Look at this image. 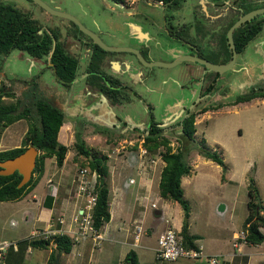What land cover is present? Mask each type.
Returning <instances> with one entry per match:
<instances>
[{"label": "flooded vegetation", "instance_id": "af4514ba", "mask_svg": "<svg viewBox=\"0 0 264 264\" xmlns=\"http://www.w3.org/2000/svg\"><path fill=\"white\" fill-rule=\"evenodd\" d=\"M29 1L41 16L0 0L19 14L10 25L11 33L36 50L13 48L1 54L6 59L17 50L16 58L24 55L27 60L26 71L4 86L11 94L12 89L22 96L35 94L57 109L62 120L58 132L69 130L89 159L92 155L106 160L109 155L91 153L82 134L91 135L96 151L124 148L144 155L151 154L146 145L156 143L152 149L161 159L160 152L177 151L195 141L194 134L183 136L185 120L194 125L198 114H213L236 98L264 101V14L253 15L231 31L233 48L226 37L233 22L264 7L259 5L263 0H190L193 4L186 7L182 1L171 5L157 0H99L101 22L94 30L59 10V1L51 5L37 0L46 8ZM147 9L157 10L147 15ZM208 9L212 14L204 16ZM153 12L158 21L150 18ZM231 50L235 51L231 70L219 73L201 63L225 65ZM246 77L249 81L241 83Z\"/></svg>", "mask_w": 264, "mask_h": 264}, {"label": "rangeland", "instance_id": "374dc122", "mask_svg": "<svg viewBox=\"0 0 264 264\" xmlns=\"http://www.w3.org/2000/svg\"><path fill=\"white\" fill-rule=\"evenodd\" d=\"M42 1L51 5L59 1V10L72 14L87 29L94 30L95 23L101 22L100 15H98L100 11L99 0ZM205 1L207 3L212 2L211 0ZM1 2L15 8L27 10L34 16H41L35 4L29 0H1ZM181 3L184 5L183 7H186L190 3V0H185ZM191 3L193 4V1ZM262 4L264 5V0L262 3H259V5ZM156 10L151 9V13H149L147 9L146 14L150 15L152 11ZM156 13L153 12V17L150 18L158 21ZM203 13L204 16L212 14L210 9ZM263 14L261 13L256 16L259 17ZM50 19H55V17L51 16ZM140 20L142 22V19ZM223 22L217 23L224 25L225 23ZM143 23L148 25L150 21ZM262 52L264 54V51ZM17 55H20L17 50H12L6 59H3V56L0 54V84L10 85L14 79H17V75L19 76L20 72L26 71L27 60L23 58L25 56L21 55L23 57L16 58ZM238 59L239 55L236 56V61ZM259 62L261 60L258 61V64ZM261 64L264 65L263 60ZM49 74L48 76L51 77ZM46 76L44 74L43 78H46ZM246 79L249 81V77H246L241 83H245ZM255 80H260V78H255ZM30 95L33 97L37 96L35 94ZM28 97L27 95L22 96L12 89V95L10 97H3L2 100L8 103L19 99L21 108L26 102L30 101L32 103L35 101L34 98ZM16 109L17 111L19 110L18 107ZM27 124L28 119L25 118L0 128V151L22 146ZM194 128L195 141H192V145L187 147L184 156V160L191 170L180 179V187L183 192V198L188 206L189 222H191L189 232L198 235L199 239L197 240L203 246V253L231 252L234 250L237 252L239 249L243 251L244 244L242 242H239L237 249L232 247V242H234L232 233H239L237 223L242 225L240 221L246 210L244 206L246 185L253 183L259 194V200H261L260 207L261 205L264 206V101L231 102L213 114H198L195 119ZM72 137L71 132L65 127L58 132L57 141L66 147L60 167L55 165L53 157L43 160L44 168L38 179L39 187L42 186L45 179V183L43 184L44 193L49 192V188L47 187L49 184L56 188L55 192L53 191L55 196L53 197L54 206L51 207L48 213L49 218L44 227L41 223H38L37 226H32L30 223L20 222L19 219L23 213L22 210L26 209L25 207L30 208L31 206H35L38 196L36 186L32 194L26 193L15 201H0V241L15 242V246L18 248L17 253H13L10 246L7 248L3 261L4 264H23L21 262L23 258L26 260V263H29L30 260L29 264H50V256L55 253L51 240H49V244H46L43 249L32 248L28 254L25 253V245L30 241L28 235L30 232H35L34 229L45 228L55 221L56 216H63L65 218V225L68 226L69 216L74 213L76 204L75 200L73 201L75 198L73 196L78 184L75 180L77 168L80 163H82L81 166H86L87 164L83 156L76 155L75 141ZM80 137L86 142L84 144L82 140L84 146L90 148L91 153L109 155L105 160L107 169L111 165L114 166L110 177L107 176L110 193L108 197L111 201L109 210L112 212L110 226L112 227L118 221H121L125 228L128 230L132 229V243L135 245L138 243L140 247H143L142 249L135 247L137 256L139 257V264H207L206 262H200V260L191 261V259L186 258H179L170 262L154 260V254L150 248H156L158 235L169 226V223L164 221L166 219L164 216L156 218L154 214V211L164 202L160 198L158 201H153V198L158 194L157 181L160 168L162 167V164L159 163L161 159L158 154L154 152L143 155L139 150L132 151L124 148L118 151H96L97 148H94L96 142L91 139L90 134H82ZM25 146L27 147L28 145ZM199 147L216 152L222 159L225 167L218 168V165L213 161L202 157L198 153ZM171 152L175 151L171 150ZM131 155L134 156L131 157ZM150 159L153 161L150 162ZM201 161L208 163L202 165L199 163ZM129 164H134L135 166H129ZM36 175V173L32 174L34 177ZM226 177L234 181V185L233 183H228V178ZM137 185L141 186V190L145 194L137 195ZM117 201L122 206V209H119L118 216L115 213L117 210L115 206L118 205ZM219 204L225 205L222 212H218L217 210ZM176 206L178 205L176 204ZM258 206L259 204H257L256 208ZM171 214V211L170 214L167 212L166 217L169 218ZM135 217L136 221L132 226L130 221ZM10 220H13L15 224L11 225ZM140 225H142L141 228H139ZM147 232L149 233L146 234ZM262 232L264 234V228H262ZM115 236L118 237L116 232ZM106 237L105 235L104 238ZM127 239H130V235L127 236ZM98 243L101 252H98L94 248L95 251L91 252L93 255L88 258L87 264H116L117 255L115 253L113 257V252L117 251L120 244L107 240H99ZM106 247H108L107 250H105ZM252 250H262L264 252V244L262 247H255ZM105 251L109 252L111 257H105ZM58 254L60 256L61 253ZM72 261L74 260L72 259ZM258 261L257 264H264L263 253L258 257ZM57 264L71 263L65 262L64 255H62L60 258L58 257Z\"/></svg>", "mask_w": 264, "mask_h": 264}, {"label": "trees", "instance_id": "16d2710c", "mask_svg": "<svg viewBox=\"0 0 264 264\" xmlns=\"http://www.w3.org/2000/svg\"><path fill=\"white\" fill-rule=\"evenodd\" d=\"M165 4H177L183 0H157ZM18 13L16 10H11L9 5H2L0 3V54H7L10 49L18 48L23 49L27 53H36V50H31L33 45L18 41L14 34L11 33L10 25L13 26L18 20ZM239 30L235 31L236 38L239 34ZM239 45V42L236 43ZM238 51V50H236ZM12 94L8 87L0 84V128H3L17 120L28 119L27 129L25 131L24 140L22 146L1 150L0 161L12 158L26 149L25 145L33 146L39 150L40 154L35 159V165L32 170V174L36 173V177H29L28 181L21 186H18L20 175L15 171L9 175H0V201H15L21 196L29 193L30 190L36 185L40 175L43 172V160L45 158H54V163L57 167L62 165V160L66 152V147L57 141V133L59 126L62 122L61 115L53 106L47 104L39 98H34L35 101H30L23 104L20 108V100L16 99L14 102L5 103L2 97H10ZM29 97V98H30ZM30 100V99H29ZM235 103L243 101L245 99L236 98ZM16 107L19 108L17 111ZM195 131L194 125L191 119L184 121L183 136L185 138H191V135ZM78 141V139H77ZM150 142V141H149ZM146 145V143H145ZM158 144L154 143L146 145L149 152L154 153ZM75 148L77 153L85 155V160L88 168L94 171L96 174V182L94 184L93 192L95 193V202L93 205L91 219L92 225L96 230L109 220L108 211V186H107V166L105 164V157L95 158L91 155L90 159L87 158L88 154L84 151L81 142H76ZM187 147L178 149L175 152H171L168 149L160 152L161 160L164 165L160 168L157 189L158 194L162 198L171 199L177 202L183 211V222L179 235L182 238V243L185 247L194 248L191 237L186 232V218L188 216V207L186 201L181 197L182 190L179 187L180 177L188 174L189 165L185 162L184 156ZM202 157L215 162L217 165L224 167L221 158L214 151H209L206 148L199 147L198 152ZM82 164V163H81ZM80 165V164H79ZM257 189L253 183L246 186L247 202L246 209L247 214L242 222V230L245 233V241L251 244H259L264 235L260 231V227L264 228V208L257 207L259 204V197ZM51 201H54L50 195H46L44 198V206L50 208ZM262 211V212H261ZM260 212V213H259ZM49 240L53 242V249L55 253L50 256V264H53L55 255L58 253L66 254L70 251L71 240L67 235L58 234L54 235L51 239H31L27 244L33 248L43 249L46 244H49ZM124 264H138L135 254L129 250L124 258Z\"/></svg>", "mask_w": 264, "mask_h": 264}, {"label": "crops", "instance_id": "0c3cea01", "mask_svg": "<svg viewBox=\"0 0 264 264\" xmlns=\"http://www.w3.org/2000/svg\"><path fill=\"white\" fill-rule=\"evenodd\" d=\"M250 3V2H249ZM238 80V79H237ZM233 83V82H232ZM255 101V100H254ZM195 132V131H194ZM222 160V159H221ZM160 164H162L163 165V162L160 160V162H159ZM196 163V162H195ZM200 164H202V165H205L206 163H208V162H206V161H201V162H199ZM210 163V162H209ZM215 163V162H214ZM216 164V163H215ZM127 165H128V163H127ZM130 165H133V166H135L134 164H129V166ZM209 165V164H208ZM211 165V164H210ZM217 165V164H216ZM215 165V166H216ZM78 166H81V163H80V165H78ZM194 166H195V164H194ZM215 166H213V167H215ZM223 166L225 167V165H224V163H223ZM190 167V166H189ZM219 167H221V166H219L218 165V168ZM111 168V169H110ZM110 168L109 169H107V173H108V175L107 176H109L110 177V175H111V171H113V169H114V166H110ZM215 169H217L216 167H215ZM189 170H191V168H189ZM183 176H186V175H183ZM159 177V176H158ZM182 177V176H181ZM181 177H180V179H181ZM226 178H228V177H226ZM107 179V178H106ZM129 179V178H128ZM228 180V183H233V185H234V181H231L229 178L227 179ZM139 182V181H138ZM45 183V179H44V181H43V184ZM157 183H158V181H157ZM43 184H42V186L41 187H39V183H38V181H37V183H36V191H37V194H38V196H37V200H36V204H35V206H31L30 208L29 207H25L26 209H24V210H22V215H21V217L19 218L20 219V222H25L26 224H28V223H30V225L32 224V226H37V224L38 223H41V225L44 227L45 225H46V223H47V221H48V218H49V212H50V210H51V207L52 206H54V201H52V203H51V206H50V208H47V207H45L44 206V204H43V202H44V198H45V196H46V194L47 195H49V193L48 192H45L44 193V189H43ZM109 185V182H108V180H107V186ZM34 186V187H35ZM247 186V185H246ZM34 187L30 190V192L29 193H31L32 194V191L34 190ZM179 187H180V183H179ZM181 188V187H180ZM137 190H138V192H137V195L138 194H140V195H143V194H145V192H142V190H141V186H138L137 185ZM182 190V189H181ZM28 193V194H29ZM183 193V192H182ZM245 193H246V191H245ZM108 194H110L109 193V190H108ZM258 194V193H257ZM259 195V194H258ZM40 196H41V198H40ZM231 196V195H230ZM229 196V197H230ZM181 197H182V199L184 200V198H183V194H181ZM164 200V202L160 205V207L158 208V209H156L155 211H154V214H155V216H156V218H158V217H160V216H164L166 219H164V221L165 222H168L169 223V226L168 227H171L172 229H174L175 231H180V229H181V225H182V222H183V220H182V216H183V211H182V209H181V207L179 206V204L177 203V202H175V201H173V200H171V199H167V198H162L161 196H159V194H157V196L156 197H154L153 198V201L155 200ZM247 194H246V197H245V199H244V206H245V209H246V202H247ZM170 200V201H169ZM185 201V200H184ZM110 200H109V197H108V211H109V220L106 222V223H104L100 228H99V230H98V232L101 234V236H102V238L100 239V241L101 240H107V241H112V242H115V243H119L120 245L118 246V248H117V251H115V252H113V257H114V254L115 255H117V263L116 264H122L123 262V258H124V256H125V254L129 251V250H131V251H133L134 252V254H135V257H136V260H137V263L139 264V261H138V259H139V257L137 256V253H136V250H135V247H138V248H140V249H142L143 247H140L139 246V244L137 243L136 245L134 244V243H132V240H133V231H132V229H127V228H125L124 226H123V224H122V222L121 221H118L116 224H114L112 227L110 226V221H111V219H112V212L109 210V205H110ZM117 203H118V205L117 206H115L116 207V216H118L119 215V209L121 208L122 209V206H121V204H120V202H118L117 201ZM176 204L178 205V206H176ZM260 204H261V200H259V206H260ZM220 206H222L221 207V209L219 210V209H217L218 210V212H222L223 210H224V208H225V205H223V204H219V207ZM258 206V207H259ZM188 207V206H187ZM261 207H263L264 208V206L263 205H261ZM171 208V209H170ZM260 208V207H259ZM126 209V208H125ZM170 211L172 212V214L170 215V217L169 218H167L166 217V213L168 212V214H170ZM143 212V211H142ZM262 212V211H261ZM188 214H189V211H188ZM246 214H247V209L245 210V213H244V215L242 216V219H241V221L240 222H243V219L245 218V216H246ZM22 218V219H21ZM189 215L187 216V218H186V232H187V235L189 236V237H191V239H192V243H193V245L194 246H199L200 248H201V252L203 253V251H202V249H203V246L201 245V243H199L198 242V240L197 239H199L198 238V235H196V234H192V233H190L189 231H190V225H191V222H189ZM135 221H136V217L135 218H133V219H131V221H130V224H132V226H133V224L135 223ZM139 222H141V220H139ZM238 222V221H237ZM10 224L11 225H14L15 224V222L13 221V220H10ZM23 224V223H22ZM242 224V223H241ZM237 226H238V230H240L242 227V225H239V223H237L236 224ZM141 226L142 225H140V227L139 228H141ZM260 229V231H261V233L263 234V232H262V228L260 227L259 228ZM118 234V237H116L115 236V232ZM132 232V233H131ZM141 232V231H140ZM149 232H147L146 234H148ZM107 236L106 238H104V236ZM130 235V239L128 240L127 239V236H129ZM139 235H140V233H139ZM264 235V234H263ZM140 237V236H139ZM26 238V237H25ZM25 238H22V239H25ZM21 239V240H22ZM139 239V238H138ZM21 240H19V241H21ZM2 241H4V240H2ZM18 242V241H17ZM13 243H15V242H13ZM243 244H244V249H243V251H240V249H239V251H237V252H235V250L234 251H231V252H219V253H213V252H211V253H208V252H205V253H203L204 254V256H210V255H223V256H226V258H229L230 257V255H232V262L233 263H235V264H257L259 261H258V257L263 253L264 254V252L261 250V251H258V250H252V249H255V247H262V245L264 244V239L259 243V244H251V243H248L247 241H245V242H242ZM72 247H71V251H69L68 253H66V254H63V253H61L60 254V256H62V255H64V261L65 262H70L71 264H87V260H88V258H90V257H92V255L93 254H91V252H93V251H95V249L98 251V252H101L100 251V247H99V243L97 244V245H95V246H93L92 245V243L90 242V241H88V240H85V241H80V242H78V243H76V244H72L71 245ZM156 246V245H155ZM239 246V245H238ZM33 247L32 246H30L29 244H26L25 245V253L26 254H28V252L29 251H31V249H32ZM95 248V249H94ZM11 249H12V252L13 253H17L18 252V248L15 246V249L14 248H12L11 247ZM108 249V247H106V249L105 250H107ZM151 249V251H153V254H154V250H155V247H151L150 248ZM235 249H237V248H235ZM70 252H71V254H70ZM106 252V251H105ZM142 253V252H141ZM8 254V253H7ZM87 254V255H86ZM60 256H59V258H60ZM85 256H86V260H85ZM107 256H110L111 257V255H110V253L109 252H106L105 253V257H107ZM72 259L74 260V261H72ZM154 260L156 261V259H155V257H154ZM26 260L23 258L22 259V263L23 264H29L30 263V260H29V263H26L25 262ZM191 261H195V260H191ZM205 262L203 259H201L200 260V262ZM122 262V263H121ZM199 262V261H198Z\"/></svg>", "mask_w": 264, "mask_h": 264}, {"label": "built area", "instance_id": "2783aa9c", "mask_svg": "<svg viewBox=\"0 0 264 264\" xmlns=\"http://www.w3.org/2000/svg\"><path fill=\"white\" fill-rule=\"evenodd\" d=\"M153 161L150 159V162ZM96 174L87 167H78L76 172L75 188V210L69 216V224L65 225L63 216H56L55 221L47 225L45 228L34 229L35 232H30L28 238L31 239H51L54 235H67L72 244L80 241L88 240L93 246L98 244L102 238L101 234L92 225L91 213L95 202V193L93 192ZM49 182V180H48ZM49 195L54 196L56 188L49 184ZM54 191V192H53ZM232 247L237 248L239 242H245V233L239 230V233H232ZM11 246L15 249L13 242L0 241V264H4V258L7 248ZM156 260L175 261L179 258L191 260L203 259L207 264H235L232 262V255L229 258L223 255L204 256L199 246L194 248L185 247L182 243V238L179 231H175L171 227L165 228L156 239V248L154 250Z\"/></svg>", "mask_w": 264, "mask_h": 264}, {"label": "water", "instance_id": "95a60500", "mask_svg": "<svg viewBox=\"0 0 264 264\" xmlns=\"http://www.w3.org/2000/svg\"><path fill=\"white\" fill-rule=\"evenodd\" d=\"M35 1L39 3L41 6L46 8V6L43 5L41 2L37 0ZM262 12H264V7L250 10L247 13L240 16L235 22H233V24L227 29V32H226V37L228 39V43L230 44L231 48H233L232 40H231V31L243 21L249 19L250 17H252L253 15L257 13H262ZM95 41L99 43L97 39H95ZM234 57H235V51L231 50V58L225 65L209 64V63H206L205 61H201V63L205 67H208V69L220 73L224 70L232 69ZM181 60H183V58ZM38 154H39V150H37L33 146H28L23 152L19 153L18 155L12 158H8V159L0 161V175H3V176L9 175L13 173L14 171H16V173L20 175V180L17 185L18 186L23 185L24 183L28 181L29 177L31 176V172L35 165V159L38 156ZM221 207L222 206L218 207V209L219 208L221 209ZM58 257H59V254H56L53 264H57Z\"/></svg>", "mask_w": 264, "mask_h": 264}, {"label": "clouds", "instance_id": "9594fccd", "mask_svg": "<svg viewBox=\"0 0 264 264\" xmlns=\"http://www.w3.org/2000/svg\"><path fill=\"white\" fill-rule=\"evenodd\" d=\"M27 238V237H26ZM72 245V244H71ZM11 247V246H10Z\"/></svg>", "mask_w": 264, "mask_h": 264}]
</instances>
